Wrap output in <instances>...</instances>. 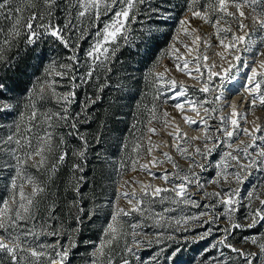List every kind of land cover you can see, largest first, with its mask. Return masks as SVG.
Returning <instances> with one entry per match:
<instances>
[{"label":"snow or ice","instance_id":"6c2138e0","mask_svg":"<svg viewBox=\"0 0 264 264\" xmlns=\"http://www.w3.org/2000/svg\"><path fill=\"white\" fill-rule=\"evenodd\" d=\"M41 7L46 11L41 12ZM56 7L57 0H0V20L9 25L7 30L0 28V66H12L13 57L7 53L21 35L28 45H35L38 40L50 36L71 53L66 61L54 60L44 67L41 76L24 93V110L15 111V105L0 103V114H15L17 117L7 131L0 135V180L5 181V195L0 196V264H70L69 257L77 243L59 222V190H52L53 177L68 156L65 134L60 129H66L68 136H76L81 141V146L72 152L73 156L80 158V162L72 165L74 177L76 172L84 171L82 164L89 147V141L79 133L78 125L82 122V116L87 119L86 110L96 102L89 97L81 101L80 112L72 113L70 109L75 102V90L93 81L94 74L111 62L121 45L129 43L132 26L142 25L145 20L150 23L141 35L147 39L153 38V24L164 27L171 21H178L179 26L175 29L167 54L174 57L173 66L178 72L202 83L196 89L197 93L214 95L211 99L206 95L190 96L182 82L178 84L175 78L165 79V75L171 71L166 65L162 72L149 71V75L155 77V84L167 86L169 95L164 103L173 101L172 107L178 111L180 118L194 131H202L203 135L189 138L179 124H175L174 132L167 133L176 151L189 160L187 169L179 168L167 152L161 154L163 159L152 155L158 146L153 144L151 135L147 136V148L143 143L144 134L134 140L132 155L128 157L130 170L137 171L139 168L150 177L163 180L168 187L142 184L140 194L135 190L118 192L116 202H109L112 211L106 217L99 238L86 242L91 244V251L85 257L84 264H157L158 256L164 249L146 259L139 255L141 248L153 243V240L147 239L150 233L144 229L174 225L177 230H181L182 226L184 231H189V221H197L199 227L208 226L203 233L197 234L199 239L211 235L214 224L217 225L216 231L221 233L211 245V248L217 250L216 255H205L201 264H230V261L236 264L237 260L239 264H264V188L253 183L242 196L240 187L250 180L253 170L264 173V128L255 121L251 129L244 126L249 123L248 116L254 115L257 106L264 108V60L258 59L264 57V0H184L179 17L174 15L176 6L166 8L163 4L153 5L151 0H75L62 26L52 22ZM102 13L109 19L102 28L97 25L95 32L91 33L93 42L84 52V59H81L77 55L79 44L73 43V36L78 34L79 39H84L85 34L84 29L74 21L88 18L90 23H94L100 20ZM193 19L211 24L214 29L213 35L218 42L216 47L222 49L215 53L220 58L219 65L215 61L208 63L210 56L201 51V45L205 49L213 45L203 39L199 30L192 26ZM181 47L188 55L195 52L192 62L196 65L198 77L192 76L191 72L185 73L190 61L184 58L185 53L181 52ZM241 52L252 53V63L257 66L241 61ZM224 62H227V67ZM237 63L249 68L251 73L245 77L246 83L242 85L243 93L247 94V98L240 101L247 105L243 113L238 111L237 104L231 103L233 95L242 93L239 90L233 93L228 87L236 79L232 69L237 67ZM81 65L85 68L83 72H80ZM106 71L110 72L111 68L106 67ZM95 79L98 80L99 76H95ZM107 86V83L98 85V91H103ZM10 91L0 82V96H7ZM145 108L149 125L146 126V133L155 135L157 129L150 125L157 120V106L153 104L149 108L146 105ZM225 108L230 109L228 115L222 114ZM187 110L201 119L186 115ZM169 116L164 110L160 117L165 128L175 121V117L169 119ZM213 119L219 121L214 129L209 124ZM3 127L0 124V129ZM242 136L249 137L251 143H245ZM221 137L228 141V150L220 153L219 160L209 161L217 148L225 146V140ZM198 140L202 146L196 144ZM235 141L239 143L233 148ZM96 143H100L99 135ZM165 146H168L167 142ZM122 147L127 151L128 144ZM145 155L151 156L147 164L140 162ZM165 162L171 163L175 171L170 173L164 170L157 174L150 170L149 165L158 167ZM209 164L216 171L207 183L216 184L219 189L211 193L205 190V184L195 171V168L206 171ZM125 170L126 165L120 163L118 174L121 177ZM83 179L80 176L75 184L72 178L68 181L78 198L69 202V207L75 209L76 227L71 229L74 233H79L86 222H94L93 218L98 211L97 208L86 210L83 204L84 193L79 187ZM132 183L134 181H123L119 187ZM189 186H195L198 192L190 193ZM201 192L204 198H211L213 203L201 205L195 198ZM166 193L172 195L166 196ZM120 198L126 200L128 209L119 207ZM166 201L196 208H222L220 212L201 211L189 217L173 218L164 213L175 209L163 208L161 212H155L153 208V205ZM235 213H241L242 222L233 219ZM221 217L226 221L223 227L219 226ZM148 220L152 221L150 225L146 223ZM245 229L257 230L242 240L254 246L255 251L237 248L229 242V237L236 230ZM151 235L155 243H162L163 232ZM42 236L56 239L46 242L40 239ZM224 249L235 256L221 259L224 257ZM209 251V248L203 250L204 253Z\"/></svg>","mask_w":264,"mask_h":264},{"label":"rangeland","instance_id":"374dc122","mask_svg":"<svg viewBox=\"0 0 264 264\" xmlns=\"http://www.w3.org/2000/svg\"><path fill=\"white\" fill-rule=\"evenodd\" d=\"M68 1H69L68 3L70 5V8L72 9L75 4V0H68ZM40 11L44 12V9L41 7ZM25 15H28V13H25ZM72 15L73 16L75 15L74 11L72 12ZM108 19L109 17L103 15L102 13L100 20L94 23H90L88 18H85L83 21H79V22L74 21V23H77L78 26H81L84 29V34H85L84 39H79L78 34L73 36V39L75 40L74 43L79 44L78 40L85 41L83 44H79V51L77 52V55L79 58L84 59V52L88 50L90 45L92 44L93 40L91 38V33L95 32L96 26L98 25L99 27L102 28L103 24L107 22ZM248 22L250 23V21ZM191 24L193 27L199 30V34L203 37V39L210 41V43L213 45V47H209L207 49H205L204 46L201 45V51L204 54H207L210 56V60L208 61V63H212L213 61H215L216 64L219 65L221 61H220V58L217 55H215V53L222 51V49L219 47H216L218 42L216 41V38L213 35L214 29L212 28L211 24H206L199 19H193L191 21ZM178 26L179 25L177 21V24L172 30L170 38L165 45V50L163 52L165 53V55L163 56L160 55V57L157 59L159 63L157 64V61H156V63L154 64L155 67L154 65L152 67L153 73L164 71V66L166 65L171 69L170 73H167L165 75L166 80L170 78H175L178 84L182 82L187 87L188 94L190 96L195 95V96L202 97L206 95L208 96L209 99H211L214 93H210V94L197 93L196 89L200 88L202 86V83H198L197 79H193L184 73L178 72L173 66L174 57L167 54L169 45L172 43V36L175 34V29ZM160 29L165 30V27L164 28L159 27V30ZM205 33H207V35H205ZM180 35L183 36V33H181ZM180 50L181 52L185 53L184 58L190 61L188 68L185 69V73L191 72L192 76L198 77V74L195 71L196 65L194 62H192L195 52H193L192 55H188L186 53V50L183 47H181ZM70 54L71 53H67L66 57ZM240 55H241V61L248 63L250 66H257L252 63V53L241 52ZM151 58L153 57L151 56ZM258 59L264 60V57H258ZM54 60L57 62L66 61V59L63 60V59L55 58L53 60L48 61L46 65H44V67H46L49 62L54 61ZM180 63L182 65L183 61L181 60ZM224 66L227 67V62H224ZM44 67L38 70V73L40 72V75L38 74V76H41V74L43 73ZM103 68L104 67H102L101 69ZM80 69H85L84 65H81ZM125 69H140V67H138L137 64H134V65L132 64L131 68L127 67ZM232 72L235 74L236 79L231 84H229L228 87L231 89L233 93L239 90L242 93V95H233L231 99V103L237 104L238 111L243 113L247 105L240 103V101L242 98L246 99L247 94L243 93L242 85L246 83L245 77L247 75H251V73H250L249 68L241 67L239 63H237V67L232 69ZM131 77L132 79L135 80L134 83L137 85V83L140 80V74L132 72ZM204 78L206 79V75ZM34 81L35 80L32 79L29 82V87ZM154 81H155V77H154ZM155 85H156V90L153 92L151 91V93L148 94L146 100L142 102L141 104L142 109L140 107L138 108L141 111L140 112L141 118L144 120L143 124H137L134 126L130 125L131 128H129L128 130H123V131L120 128V123H121L120 121H117V123L111 126H108V127L104 126V134H103L102 142L100 145L101 146L100 147L101 148L100 158H102V165H101L102 167L98 172V176H97L98 183H97L95 192L91 196L88 197L89 207L98 209L97 216L93 218L94 222H91L92 226L90 228V231H91L92 236H91V239H89L88 241H96L99 238L100 231L106 222V217L112 211V208L109 202L110 201L116 202L115 198L118 192L119 193H122L124 191L132 192L133 190H135L137 194H140L142 191L141 189L142 184H151L153 186L168 187V185H166L163 180L154 179L150 177L147 174V172L139 170V168L137 169V171L130 170V160L128 159V157L132 155V143L137 137H140L142 134L145 135V139L143 143H144V147L147 148L148 146L147 136L151 135V140L153 144L158 146V148H154L152 155L156 156L159 159H163L161 154L164 152H167L170 154V156L176 162L179 168L187 169L189 167V160L183 157L180 153L176 151L174 147V142L167 135V133L174 132L175 124H179L182 131L187 133V136L189 138L194 137V136L203 135L202 131H194L192 127L187 125L184 122V120L180 118V114L178 113V111L174 107H172V104L174 103L173 101L169 100L167 103H164V101L167 99V95H169L167 91V86L163 84H155ZM140 86H141V83H140ZM140 86H136L134 90L138 91ZM129 96H133V93H131V95ZM156 97H159V99H156ZM18 99L19 100H15L14 102L0 101V103H11L12 105H14L15 103L16 104L15 111L24 110L23 106L25 102V96L23 99H20V98ZM121 103H122L121 104L122 109L120 110L121 114H119L120 115L119 117L126 118L128 115L131 114L130 110L133 109V106L131 105L132 100L131 101L124 100ZM153 104H156L157 106V120L153 121L152 125L150 126L155 127L157 129V134L155 135L146 133V126H149V125H147L148 113H147L145 106L147 105L150 108ZM164 110H166L170 114L169 119L172 117H175L174 123L170 124L167 128H165L163 124L160 122V117L162 116V112ZM229 112H230V109L225 108L222 114L228 115ZM185 114L196 120L201 119L200 116H196V114L190 110H187ZM202 115H203V111L201 109V116ZM257 117L259 119H257ZM16 118L17 117L15 114L13 115H8L7 113L0 114V124L4 125V127L0 129V135L4 134V132L7 131L8 127L12 124L14 120H16ZM248 121L249 123L244 126L249 127L250 129L254 126L252 123L253 121H255L256 124H259L261 125L262 128H264V108L257 106L254 110V115L248 116ZM218 123L219 121L217 119H213L209 121V124L211 125L212 129H214ZM259 134L260 133H257V135ZM221 139L225 140V146L217 148V150L213 153V155L209 157V161L219 160L220 153L228 150L226 148V144L228 141L224 137H221ZM241 139H243L245 143H251L250 138L247 136H242ZM165 142H167L168 146H165ZM125 143L128 144L127 151H125L122 147V145ZM238 143L239 141H235L233 143V148H236ZM196 144L202 146L201 141L199 140L196 141ZM209 146L211 147V144ZM196 159L200 160L201 158L196 157ZM150 160H151V156L145 155L144 158L140 162L147 164ZM120 163H124L126 165V170L123 172L122 177L121 175L118 174V167ZM149 167L152 172L157 173V174H160L164 170H167L170 173L175 171L172 164L168 162H165L159 165L158 167H151V165H149ZM195 171L197 172L200 178V181L205 184V190L207 192L211 193V192L219 190L216 184L207 183V181L211 177L214 176V172L216 171V169L214 168L212 164H209V167L206 171H201L199 168H195ZM229 171H232V169H229ZM79 174H81V172H79ZM71 175H72V172H70L69 175L65 177L66 182H68L69 179L72 178ZM123 181H134V183H132L131 185H125L124 187H119V185L122 184ZM253 183L261 185V187L264 188V173L253 170V174L251 175L250 180L246 181L243 185L240 186L242 196L246 193V191L250 190L251 185ZM4 185H5V181L0 180V196L5 195ZM225 187L227 186L225 185ZM188 191L193 194H196L198 192L195 186H189ZM165 195L171 196L168 194H165ZM195 198L198 200V202L201 205L206 204V203H213V200L211 198H204L202 192L195 195ZM118 205L119 207H122L125 209L129 208L128 203L123 198H120L118 200ZM153 208L155 212H161L163 208L175 209V211L164 213V215L173 217V218H182V217L192 216L201 211L220 212L222 206H218L217 208L213 210V209H204L203 207L196 208L190 205H185L183 203L172 204L166 201L163 204L157 203L153 205ZM62 215H63L62 217L58 216L59 222L63 224L64 228L69 231V234L72 235L73 239L75 240L74 232H71V229H73V226L69 225V220L66 218L65 214H62ZM135 215L136 214H134V216ZM235 215L236 214L233 215L234 220H235ZM136 218H139V217L136 216ZM203 219H207V217H204ZM146 223L150 225L152 221L148 220L146 221ZM225 224H226L225 219L221 217L219 226L223 227L225 226ZM173 227L175 226L173 225ZM206 227L208 226L205 225V227H199L197 221H189V229H192V228H198V229L191 230L189 231L190 233H180L179 235L180 238H183V237L192 238L190 241H188L184 245L181 251L177 250L178 246H175L169 251L168 250L166 251V248L170 246V242L168 240V237H170V232L167 231L168 227H165V228L146 227L144 231H147L150 233L147 239L153 240V243L150 246L141 248L139 255L142 258L146 259L152 255H155L157 252H160L161 249H164V251L161 252L160 255L158 256L157 264H182L187 259L191 260L192 262H197V261L200 262L202 261V258L200 256L202 255V253H204L203 250L205 248L210 249V251L208 252V255H216L217 250L214 248H211V245L215 243L217 238L221 235L220 232L216 231L217 225L214 224L212 225V229H213L212 234L207 236L200 242L199 241L200 239L197 234L203 233ZM181 228L183 229L182 226ZM256 231H251V232H248L242 235V240H243V237L251 236ZM155 232H163V236L161 237L162 243L160 244L155 243L154 237L153 235H151V233H155ZM194 237L196 238L194 239ZM40 239L46 242H52L56 239V237L42 236L40 237ZM244 244L247 247H249L250 250L252 251L256 250L254 246L247 244V243H244ZM90 251H91V244L89 243H86L85 245H82L81 247L78 246L72 249L70 257H69L70 264H84V259L85 257H87ZM227 257H228V253L226 249H224V257H222L221 259H224Z\"/></svg>","mask_w":264,"mask_h":264},{"label":"trees","instance_id":"16d2710c","mask_svg":"<svg viewBox=\"0 0 264 264\" xmlns=\"http://www.w3.org/2000/svg\"><path fill=\"white\" fill-rule=\"evenodd\" d=\"M68 2V0H57V7L54 9V15L52 17V22L54 24L62 26L66 23V18L69 16V9H71ZM151 3L153 5L163 4L166 8L176 6L174 15L179 17L183 9L184 0H151ZM45 11L44 9V12ZM149 23V21L145 20V23L142 25L138 24L132 26L133 31L129 43L126 45L122 44L120 49L116 52V56L106 66L111 68L110 72L106 71V67L99 69L98 72L94 74L93 81L75 90V102L71 105L70 109L72 113L81 111V101L87 100L89 97L96 100V102L91 104L86 110L87 119L85 120L82 116V122L78 125L79 133L89 141L86 157L82 164L84 171L81 174L76 172L74 177L73 173L71 175L73 184L76 183V179L80 176L84 177L79 187L84 193L83 204L86 205V210L92 209L89 207L88 197L95 192L98 183V172L102 167L100 145L104 134V126L108 127L120 121V128L123 131L131 128L130 125L143 124L144 120L141 118V111L138 108L140 107L142 109V102L146 100L151 91L153 92L156 90L154 76H150L149 71L151 70L153 72L152 67L161 53L164 52L165 45L177 21L174 20L169 22L167 26H164L165 30H157L158 25L153 24L152 39H147L145 36L141 35ZM8 26L6 21L0 20V28L7 30ZM78 41L79 44L85 42L84 40ZM74 42L75 40L73 39V43ZM67 53L70 52L50 36L43 37L38 40L35 45H28L25 42V37L21 35L12 49L7 53V55L13 57L12 66H0V82H3L11 90L7 96H0V101L14 102L15 100H19L18 98L23 99L24 93L29 88V82L32 79L36 80L38 74L40 75L38 70L42 69L48 61L55 58L65 60ZM151 56L153 58H151ZM132 64H137L140 69H125L127 67L131 68ZM84 70L85 69H80V72ZM132 72L140 74V80L137 85L134 83L135 80L131 77ZM95 76H99V79H95ZM64 83L66 84L67 80H65ZM104 83H107L108 86L104 87L103 91H98V85ZM136 86H140V88L138 87V91L134 90ZM131 93H133V96H129ZM97 96H99V99H96ZM124 100H132L131 105L133 109L130 110L131 114L126 118H120L119 114H121L120 110L122 109L121 102ZM14 105L16 104L14 103ZM60 132L65 134L68 156L65 162L60 166L59 171L53 177L54 184L52 190H59L57 215L62 217V214H65L66 218L69 220V225L74 228L76 227L75 209L69 207V202L78 198L75 197L65 177L72 172L73 163L80 162V158L73 156L72 152L74 149L81 146V141L76 136H68L66 134V129H60ZM97 135L100 136V143H96ZM235 214V220L241 221V213ZM91 226V222H86V224L80 228L79 233H74L77 247L85 245L86 242L91 239ZM197 229L198 228H192L189 231ZM167 231L170 232V237H168L170 246L166 248V251H169L175 246H178L177 250L181 251L184 245L192 239L191 237H179L180 233H190L189 231H184L182 228L181 230H177L176 227H168ZM251 231H256V229L236 230L234 235L229 237V242L233 243L237 248L250 250L249 247L242 243V235ZM202 240L203 239H200L199 241L201 242ZM226 251L228 257L235 256V254L230 253L228 249H226ZM205 255H208V253H202L200 256L202 260ZM182 264H201V261L192 262L187 259ZM236 264H239L238 260Z\"/></svg>","mask_w":264,"mask_h":264}]
</instances>
